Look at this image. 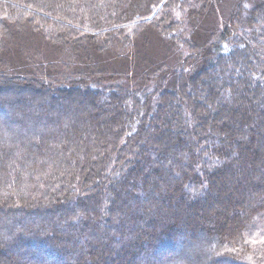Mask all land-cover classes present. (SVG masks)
<instances>
[{"label":"trees","instance_id":"16d2710c","mask_svg":"<svg viewBox=\"0 0 264 264\" xmlns=\"http://www.w3.org/2000/svg\"><path fill=\"white\" fill-rule=\"evenodd\" d=\"M211 2L0 0V264H264V3L184 57ZM155 30L185 66L150 88Z\"/></svg>","mask_w":264,"mask_h":264},{"label":"rangeland","instance_id":"374dc122","mask_svg":"<svg viewBox=\"0 0 264 264\" xmlns=\"http://www.w3.org/2000/svg\"><path fill=\"white\" fill-rule=\"evenodd\" d=\"M239 0H212L211 5L212 7H214L213 11H212V15L209 17H206L205 19V23L207 24V22L209 21H213L215 20L216 22V29H215V34L212 36L208 35V37L204 36L205 33L203 31H201V33L199 35L195 36V33L192 35V38H194V40L198 37L200 39H203V42H199V43H204V44H199V47H193L189 49L188 46L183 47V45H177L176 48H174V50L172 51L171 48L169 47L170 44L166 43V41L162 39V34L159 31H154V34L152 33H147L143 38H141V42H139L140 45H138L139 47H141L144 51H147L148 53L154 55V59L156 60V62L158 61V63L154 64V69H156L154 71V76H152V79H149L148 81H150V88L154 87L155 85H157V81L159 78H162L166 72H170L171 70H175L176 72H180L185 64L182 62V58L184 57H188V55L192 54L193 57H196L195 54L199 55L196 59L201 62L202 60V55H203V51L209 52L211 47L213 46L214 43L219 42L218 40L221 39V35L224 33V31L226 30V24L228 22V18L231 17L233 10L236 7V4ZM264 3V0H242V2L240 3V9H239V15L238 18L235 19V23L234 26L238 27V30H240L239 25H243V23H245L246 20V16H248V14H250V11H252V9H254L257 6H261ZM211 7V8H212ZM210 8V9H211ZM240 16V17H239ZM204 33V34H203ZM189 36V35H188ZM36 39L38 42H40L42 46H44V41L42 40L41 37H37ZM178 44V43H177ZM174 47V46H173ZM178 47H183V55L184 57H182V55L179 54V57L177 56V52H175L176 54H174V51H176V49ZM45 50H48L47 48ZM130 50V48H129ZM129 50H127L126 52H128ZM61 50L58 49V53H65V52H60ZM48 52H52L51 50H48ZM56 52V53H57ZM172 52V53H171ZM202 52V55L201 53ZM51 53V54H52ZM55 55V53H54ZM57 58H60L59 56H56ZM62 57V55H61ZM177 57L179 58L177 60ZM62 59H65L64 57ZM66 60V59H65ZM72 60V59H71ZM166 60H168L167 66H164L163 62ZM161 61V62H160ZM67 63V61H66ZM105 64L109 65V68H105L106 70H102V73H106V74H102L100 75L101 79H105L106 80V84L107 85H121L124 84L126 82L130 83L131 81H134V78L131 77L132 76V69L130 71H126L123 69H118L119 68V62L118 61H114L112 59H110V57L108 56V54L106 55L105 58ZM77 65V64H74ZM104 65V64H103ZM71 67H74L72 64L69 65L68 64V68L66 66H59L56 69H53V67H49V71H58L60 72L61 70H66L69 69ZM44 70V69H43ZM125 71V72H124ZM14 72V71H13ZM80 71H73L69 74H71L69 77L72 76V78L66 77L65 79H80L79 77H82L81 74H78ZM19 76H15L12 77L11 80H8V82L4 81V83H9V84H21V85H29V83L33 82L31 81V78L29 77V75L25 74V73H19ZM98 75V74H94L93 76ZM105 75V76H104ZM36 83H31L34 84V87H38L39 89L44 86L45 88H49L50 90L54 89H60L62 88L63 85H67L69 83V81H64V82H60V83H53L50 84L49 79L47 77L44 76V74H37V76H35ZM96 78L98 79V77L96 76ZM94 79V78H93ZM87 80V79H86ZM47 81V82H45ZM88 81V80H87ZM19 82V83H18ZM89 82H94L89 81ZM95 83V82H94ZM169 248L166 249H161L158 251H154V254L157 255L158 257H163V256H168L171 253L172 254H176L178 256H182L184 255V252L182 251V244L181 243H173L172 245H169ZM181 252L183 253V255L181 254Z\"/></svg>","mask_w":264,"mask_h":264}]
</instances>
